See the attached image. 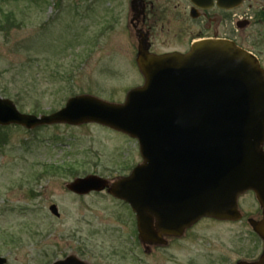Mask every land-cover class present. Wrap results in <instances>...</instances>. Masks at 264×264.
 <instances>
[{
  "label": "rangeland",
  "instance_id": "rangeland-1",
  "mask_svg": "<svg viewBox=\"0 0 264 264\" xmlns=\"http://www.w3.org/2000/svg\"><path fill=\"white\" fill-rule=\"evenodd\" d=\"M0 7L19 23L8 33L0 31V97L11 99L19 111L50 113L83 93L122 102L128 89L143 83L127 0H0ZM240 12L247 24L232 30L222 22L218 36L229 35L264 68V0H245ZM152 23V52L186 48L174 37L186 23L174 22L170 30L166 23L164 28ZM213 25L192 21L193 37L211 36ZM140 161L135 138L101 124L0 125V256L5 264H47L106 240L97 227L110 228L117 203L106 192L78 195L66 185L87 174L112 180ZM50 165L60 166L62 173L52 172ZM51 204L58 216L49 211ZM238 208L240 220L204 218L177 238L174 258L167 252L163 257L169 264L256 259L264 244L247 221L261 217L253 192L239 196Z\"/></svg>",
  "mask_w": 264,
  "mask_h": 264
},
{
  "label": "water",
  "instance_id": "water-1",
  "mask_svg": "<svg viewBox=\"0 0 264 264\" xmlns=\"http://www.w3.org/2000/svg\"><path fill=\"white\" fill-rule=\"evenodd\" d=\"M193 1L205 6L212 0ZM216 2L228 8L242 0ZM136 62L144 81L122 102L83 93L50 113L33 114L0 97V124L94 122L135 138L141 162L128 175L109 181L87 174L66 187L77 194L107 189L128 202L146 241L160 233L179 236L205 216L238 220V197L250 190L261 217L247 221L264 244V69L257 56L224 38L162 54L150 53L139 39ZM49 210L59 215L55 204ZM237 264H264V247L255 260Z\"/></svg>",
  "mask_w": 264,
  "mask_h": 264
},
{
  "label": "flooded vegetation",
  "instance_id": "flooded-vegetation-1",
  "mask_svg": "<svg viewBox=\"0 0 264 264\" xmlns=\"http://www.w3.org/2000/svg\"><path fill=\"white\" fill-rule=\"evenodd\" d=\"M244 2L245 0L240 4L227 8L217 5L216 0H212L209 5L205 6L198 5L193 0H127V11L129 13V23L133 26L134 33L137 36V42L139 39H142L150 53H154L151 51L154 47L155 36L151 33L154 25L152 20L156 23H159L162 19L166 20L164 23L167 24L169 30V26H172L174 22L180 24L186 23V28H182L181 32L174 33L175 38L185 41V49H172L163 52L155 51L157 54L167 52L185 53L190 49L194 40L198 38L214 37L234 41L227 34L219 37L217 26L223 22L224 25L228 23L225 28L230 27L232 30H237L242 25L247 24L248 20L246 18H243V20L240 18V7ZM196 20L202 22L204 26L207 25L208 28L214 23L213 34L211 36L201 34L198 37H193L190 25L192 21ZM164 23H159V26L164 28ZM92 192H106L109 198L117 203V206L113 207V220L109 222L110 228L106 226L98 229L97 227V232L107 235L108 238L106 240L100 239V241L89 245L88 248L83 247L80 251L65 254L47 264H52L57 260H64L67 257H72V259L65 264H169L170 259H165L163 254L167 252L169 257L174 258L177 238L193 229L200 220L207 218L218 222H234L204 217L185 228L179 236L158 232L160 234L156 241L149 242L140 236L136 214L128 202L113 196L107 189L100 191L92 190L86 194ZM85 250L88 251V254ZM240 260L250 261L255 260V258L239 259L235 261V264Z\"/></svg>",
  "mask_w": 264,
  "mask_h": 264
},
{
  "label": "trees",
  "instance_id": "trees-1",
  "mask_svg": "<svg viewBox=\"0 0 264 264\" xmlns=\"http://www.w3.org/2000/svg\"><path fill=\"white\" fill-rule=\"evenodd\" d=\"M3 9L2 7H0V31H3L5 33H8L10 31V29H12L13 26H18L19 23L16 24V19L13 16V14L11 12H8L7 14H3ZM11 16L13 17V19L11 18ZM5 20V22H3V24H1V22ZM18 28V27H17ZM52 110H55V108H53ZM40 110H34V113H39ZM49 168H51L52 172L54 173H62L61 171V167L60 166H53L50 165ZM74 167L69 166L67 168L66 171H69L70 173L72 172L71 170H73ZM50 171V170H49ZM64 171V173L66 172Z\"/></svg>",
  "mask_w": 264,
  "mask_h": 264
}]
</instances>
